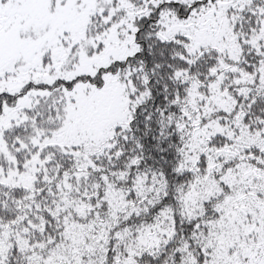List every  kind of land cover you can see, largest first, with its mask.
<instances>
[{"label":"snow or ice","instance_id":"1","mask_svg":"<svg viewBox=\"0 0 264 264\" xmlns=\"http://www.w3.org/2000/svg\"><path fill=\"white\" fill-rule=\"evenodd\" d=\"M0 264H264V0H0Z\"/></svg>","mask_w":264,"mask_h":264}]
</instances>
